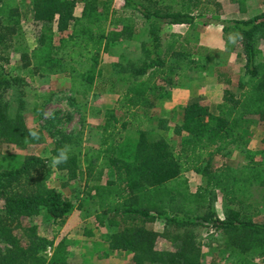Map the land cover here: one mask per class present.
<instances>
[{
    "label": "trees",
    "instance_id": "trees-1",
    "mask_svg": "<svg viewBox=\"0 0 264 264\" xmlns=\"http://www.w3.org/2000/svg\"><path fill=\"white\" fill-rule=\"evenodd\" d=\"M123 1L131 12L138 11L150 22L149 40L141 43L144 59L140 64L120 63L115 77L110 78L118 83L114 87L118 97L98 125L99 147L84 151L83 167L78 163L80 151L68 140L67 145H55L54 158L0 154V239L8 245L5 250L0 248V264L67 263L63 239L52 247L49 260L39 253L53 241L39 235L32 222L44 210L52 224H62L73 208L67 196L45 183L50 172L47 161L51 160L56 168L66 169L78 180L97 174L90 187L96 205L94 216L99 226L114 228L101 237L110 249L130 252L133 264H202L201 242L191 230L175 234L168 231L169 226L196 224L221 234V251L229 264H264V222L252 219L246 209L254 194L264 201V136L260 150L249 147L251 123L264 122V11L223 22L225 49L230 51L235 42L241 43L244 75L231 89L234 75L214 63L217 81L227 86L216 112L204 100L187 102L167 136L163 132L164 119L153 113L159 96L168 94V87L163 88L159 81L172 86V76L179 71L205 68L207 56L200 53L205 49L203 45L197 46L177 34L165 38L161 48L160 29L162 24L206 23L208 20L198 18L217 1L179 0L176 10L148 5L159 0ZM112 2L0 0L1 142L24 146L43 140L41 129L26 125L22 100L12 98L17 105L7 100L10 91L27 83L25 75L33 79L62 74L70 79L71 90L82 98L104 86V79L98 81L102 54L130 29V25L107 27V23L117 22ZM238 4L244 11L245 0H238ZM27 12L40 24L32 49L26 45L22 24ZM12 51L19 52L21 73L10 70ZM197 54L202 57H195ZM35 112L39 114V107ZM153 120L158 121L156 125ZM232 150L243 153L247 161L240 167L212 165L214 156ZM61 152L66 159L57 162ZM258 152L261 157L256 159ZM97 159L98 164L105 160L104 167L95 165ZM188 170L205 177L206 184L190 191L184 177ZM207 192L221 194L228 205L224 217L216 213ZM203 207L206 209L201 211ZM158 219L164 220L162 232L148 227ZM160 236L167 238L172 248H156ZM209 264L219 263L211 260Z\"/></svg>",
    "mask_w": 264,
    "mask_h": 264
},
{
    "label": "rangeland",
    "instance_id": "rangeland-1",
    "mask_svg": "<svg viewBox=\"0 0 264 264\" xmlns=\"http://www.w3.org/2000/svg\"><path fill=\"white\" fill-rule=\"evenodd\" d=\"M217 4L210 5V11L205 12L198 20H208L206 23L196 22L194 26L188 24H162L160 29L161 48L164 46L165 38L171 35H180L187 41L195 43L197 46L205 47L200 53L206 54L207 63L205 68L194 67L179 71L173 75V85L159 81L164 87H168V94H163L156 100L153 113L164 119V133L171 134V126L174 121H178L182 115L183 106L193 100H204L208 102L210 110L216 112V106L221 101L224 83L217 81L213 64H220L234 75V84L229 86L231 89L239 78L244 75V56L241 43L235 42L234 47L228 51L224 46L222 36V24L225 21L234 19H245L264 11V3L261 0H245V10H239L238 0H216ZM27 3V2H26ZM179 0H159L158 3L148 4L151 8L163 10H176L179 7ZM112 8L116 10L115 18L117 22L107 23V27L117 26L118 28L130 25L128 34L110 45L109 49L102 54L101 76L98 78L105 80L102 88H95L84 98L80 97L71 90L70 79L62 74L48 76H35L29 79L25 75L27 83L21 89H14L7 94V100L12 103V98H19L23 102V114L25 123L28 127H35L42 130L43 140L40 143H27L22 146L15 143L0 141V154L10 153L19 155L23 158L33 154L45 159L54 158L52 149L57 143L67 145L73 142L78 154L79 166L83 167V153L87 150L97 149L101 140V129L98 125L104 121L105 111L112 109L118 97L114 92V87L118 83L111 77H115L116 69L120 63L127 64L132 61L140 64L143 59L141 50L142 41L148 42L150 22L146 20L138 11L130 9L124 4L123 0H113ZM78 12V9H77ZM23 30L28 49H32L36 44V36L40 24L31 18V13L27 12L23 20ZM133 25V26H132ZM262 48V42H260ZM201 54L195 55L199 58ZM202 57V56H201ZM10 70L21 73L20 58L18 51H12L9 56ZM18 101L12 104L17 105ZM113 106V107H112ZM39 107L37 114L35 108ZM157 120H153L156 125ZM253 134L249 142L252 150H260L263 146L262 137L264 136V122L254 120L250 125ZM159 130V129H158ZM159 131H162L160 129ZM68 140V141H67ZM72 150V148H68ZM101 157V156H100ZM261 157L258 152L256 159ZM100 159V158H99ZM97 159L95 165H99ZM101 159H103L101 157ZM247 161L243 153L236 150L229 151L226 155L213 157L212 165L218 166L221 163H229L235 167H240ZM50 168L49 174L45 177V183L49 187L58 189L63 195L73 202V208L67 213L62 224H52L46 217L45 211L33 218L32 222L37 226V233L46 239L52 240L53 244H45L39 253L48 260L52 256V247L62 239L65 241L67 251L66 264H133L132 254L127 251L110 249L109 243L102 239L101 234L114 230L107 226H99L95 219L96 205L91 198L94 183L93 173L86 180L85 175L82 180L75 176L70 177L66 169H58L54 161H47ZM105 160L99 165L104 167ZM187 179L188 188L194 192L206 184L205 177L188 170L184 173ZM210 196L216 213L224 217L228 205L224 202L218 192H207ZM246 209L251 212L252 219L264 222V201L254 194L250 199ZM2 201L0 200V205ZM231 206V205H230ZM203 207L201 211L205 210ZM148 227L156 231L165 230L164 220L158 219L149 223ZM189 229L201 242L202 264H209L215 260L219 264H229V258L221 251V234L215 230L207 231L200 224L180 227L169 226V233L184 232ZM8 245L0 239V248L5 250ZM156 248L169 249L172 243L160 236L155 244Z\"/></svg>",
    "mask_w": 264,
    "mask_h": 264
},
{
    "label": "clouds",
    "instance_id": "clouds-1",
    "mask_svg": "<svg viewBox=\"0 0 264 264\" xmlns=\"http://www.w3.org/2000/svg\"><path fill=\"white\" fill-rule=\"evenodd\" d=\"M60 159H66V156L63 152H61V156L57 158V162H59Z\"/></svg>",
    "mask_w": 264,
    "mask_h": 264
},
{
    "label": "crops",
    "instance_id": "crops-1",
    "mask_svg": "<svg viewBox=\"0 0 264 264\" xmlns=\"http://www.w3.org/2000/svg\"><path fill=\"white\" fill-rule=\"evenodd\" d=\"M113 107V106H112Z\"/></svg>",
    "mask_w": 264,
    "mask_h": 264
}]
</instances>
